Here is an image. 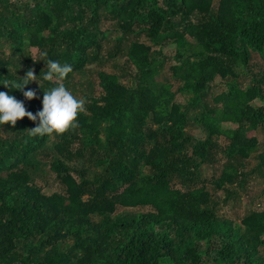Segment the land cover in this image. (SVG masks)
<instances>
[{
    "label": "trees",
    "instance_id": "1",
    "mask_svg": "<svg viewBox=\"0 0 264 264\" xmlns=\"http://www.w3.org/2000/svg\"><path fill=\"white\" fill-rule=\"evenodd\" d=\"M108 41L125 75L99 68ZM252 54L264 63V0H0V79L41 72L30 101L0 91L35 114L58 84L91 74L99 87L60 135H30L27 116L0 126V264H264V210L239 223L221 211L264 172V105L252 103L264 102V77L237 82ZM168 59L175 92L160 78ZM43 60L73 71L43 81ZM42 174L53 192L34 182Z\"/></svg>",
    "mask_w": 264,
    "mask_h": 264
},
{
    "label": "rangeland",
    "instance_id": "2",
    "mask_svg": "<svg viewBox=\"0 0 264 264\" xmlns=\"http://www.w3.org/2000/svg\"><path fill=\"white\" fill-rule=\"evenodd\" d=\"M146 44H149L147 40H145L144 37H141L140 39ZM114 46V42L108 41L105 43V47L101 52V59L100 61L102 62V65L99 66L100 69L106 71V72H116L119 74H124L125 75V68L123 66L124 60H121L119 58L114 59L112 56H110V51ZM32 53V56L36 58L37 56V50L36 49H31L30 50ZM163 53L171 59L172 55L174 54V46H170L167 48L163 49ZM116 62V63H114ZM173 63L172 60L168 59V62L165 65V69L161 74V79L164 81H168L173 85V92L177 90L178 83L176 80H174L171 77V71H170V66ZM117 67V68H115ZM93 68V67H90ZM239 72V79H238V85L242 89H246V87L250 84L253 78H261L264 77V63L262 59L259 57L257 54H252L251 60L249 62L247 71H242L241 69L237 70ZM122 81L125 83L127 82L126 77L121 78ZM257 79V80H258ZM78 84L74 85L71 84L70 86H67L66 88L73 93L74 96H76L78 99L82 98L84 95H89L92 92H98L99 87L97 86V80L96 77L91 74H84L83 76L79 77L77 80ZM262 88L264 90V85H262ZM225 83L224 81L217 83V86L213 87V95H217L220 92L225 91ZM183 97L182 96H177V100L180 102H183ZM253 105L255 106H263L264 102L260 99H256L253 102ZM237 126L232 124V123H223L222 128L224 130H230V129H235ZM188 132L192 134L194 137L198 139H203L205 138V132L202 129L201 126L195 125V124H190L188 126ZM256 136L258 137V141L260 143V152L264 149V132L259 131L256 133ZM218 142L224 143L225 139L223 137L218 138ZM254 159L250 160V167H254ZM221 170V164L215 165V166H203L202 168V175L204 178L209 180L213 176L217 177L220 174ZM34 182L40 186V188H43L44 186L48 185L50 191L53 192V188H57L58 184L57 182L52 178L48 177V175L42 174L37 175L35 177ZM247 185V191L245 192L244 190H241L240 194L241 196L236 200L235 205L231 206L230 205H225L222 206V213L228 214V216L232 219L235 220L237 223L240 222V219L247 213H249L252 210L258 211V210H264V172L263 171H258L255 173L252 178L249 179ZM208 189L211 190L210 187V182L208 183ZM45 190V189H44ZM51 192V193H52ZM211 194L216 201H222V198L224 197V194L221 191L215 192L211 191ZM233 208V209H232ZM264 251V249H262Z\"/></svg>",
    "mask_w": 264,
    "mask_h": 264
},
{
    "label": "clouds",
    "instance_id": "3",
    "mask_svg": "<svg viewBox=\"0 0 264 264\" xmlns=\"http://www.w3.org/2000/svg\"><path fill=\"white\" fill-rule=\"evenodd\" d=\"M42 55L46 56L47 54L43 53ZM43 61L46 64V71L42 76L43 81L63 80L73 71L71 64H61L55 60ZM39 76H41V72L37 76L30 69L22 78L19 77V80L0 79V85L10 91L13 89L22 91L24 98L30 101L36 97V91L32 89L24 91V89L33 81H36L40 87L37 79ZM85 103L84 99H78L63 84H58L46 92L43 91L42 108L33 114L26 111L23 101L17 100L9 92L0 91V126L9 124L14 127L17 120L27 116L29 120L38 122L34 128L29 130L30 135L40 137L60 135L73 124L78 113L85 110Z\"/></svg>",
    "mask_w": 264,
    "mask_h": 264
}]
</instances>
